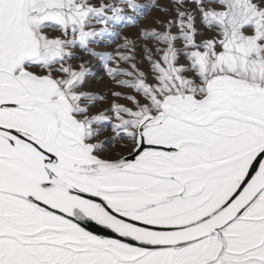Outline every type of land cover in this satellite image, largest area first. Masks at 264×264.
Returning a JSON list of instances; mask_svg holds the SVG:
<instances>
[{"label":"snow or ice","instance_id":"snow-or-ice-1","mask_svg":"<svg viewBox=\"0 0 264 264\" xmlns=\"http://www.w3.org/2000/svg\"><path fill=\"white\" fill-rule=\"evenodd\" d=\"M0 264H264V0H0Z\"/></svg>","mask_w":264,"mask_h":264},{"label":"water","instance_id":"water-1","mask_svg":"<svg viewBox=\"0 0 264 264\" xmlns=\"http://www.w3.org/2000/svg\"><path fill=\"white\" fill-rule=\"evenodd\" d=\"M97 226H92L89 230H96ZM97 234L104 235V230H98Z\"/></svg>","mask_w":264,"mask_h":264},{"label":"rangeland","instance_id":"rangeland-1","mask_svg":"<svg viewBox=\"0 0 264 264\" xmlns=\"http://www.w3.org/2000/svg\"><path fill=\"white\" fill-rule=\"evenodd\" d=\"M94 87H96V88H103V85H99V84H97V85H95Z\"/></svg>","mask_w":264,"mask_h":264}]
</instances>
